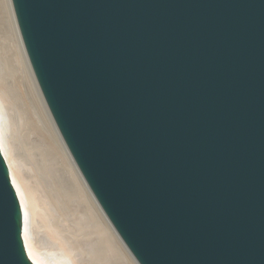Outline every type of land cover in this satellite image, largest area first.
Instances as JSON below:
<instances>
[{"label": "water", "instance_id": "obj_1", "mask_svg": "<svg viewBox=\"0 0 264 264\" xmlns=\"http://www.w3.org/2000/svg\"><path fill=\"white\" fill-rule=\"evenodd\" d=\"M48 109L139 264H264V0H12ZM0 146V264H35Z\"/></svg>", "mask_w": 264, "mask_h": 264}, {"label": "bare ground", "instance_id": "obj_2", "mask_svg": "<svg viewBox=\"0 0 264 264\" xmlns=\"http://www.w3.org/2000/svg\"><path fill=\"white\" fill-rule=\"evenodd\" d=\"M1 4L9 36L0 41V146L23 210V238L29 257L35 264H139L101 209L62 139L31 67L12 0H1ZM19 71L36 99L47 137L32 140L35 132L31 131V118L21 108L23 99L19 91L17 96L10 91V79L14 81ZM14 103L19 105L15 108ZM54 153L69 176V186L56 170ZM74 197L85 212L69 219V200Z\"/></svg>", "mask_w": 264, "mask_h": 264}, {"label": "rangeland", "instance_id": "obj_3", "mask_svg": "<svg viewBox=\"0 0 264 264\" xmlns=\"http://www.w3.org/2000/svg\"><path fill=\"white\" fill-rule=\"evenodd\" d=\"M9 27H8V22H7V19H6V15H5V12H4V8L2 7V4H1V0H0V41L4 40L5 38H8L9 35ZM16 79L14 78V81H12L10 79V82L12 84L11 85V89L10 91L12 92V94L14 95L15 92L17 91V94H18V91H19V98H21V104H23L24 107H21V104H20V107L22 109H25L24 111L29 115V117L31 118V126H32V129L34 130H31L34 134L31 136L32 140L35 139H40L42 136H46V130L44 129L45 128V125H44V120L42 119L43 117H41L42 115L40 114V110H39V107L37 106V102H36V99L34 98L33 94L31 93L30 91V88H29V85L27 83V81L25 80V77L23 76V73L22 71H19V74L15 75ZM15 82V83H13ZM13 85V86H12ZM17 87V89L15 88ZM16 89V90H15ZM14 92V93H13ZM17 94H15L17 96ZM18 101V99H17ZM16 101V102H17ZM16 104L15 108L17 107V105H19V103H14ZM19 107V106H18ZM39 114V115H38ZM36 125V126H35ZM44 126V127H43ZM30 132V131H29ZM47 137V136H46ZM26 139V137H25ZM55 154V153H54ZM52 154L51 157L53 158V160L55 159V162L54 164L56 163V161L58 162L57 164H55V167L56 170L58 169V174L61 178V180L67 184L69 186V176L68 174L65 172V168L63 166L60 160V158L57 159V155L55 154ZM59 157V156H58ZM51 159V158H50ZM56 165H59V166H56ZM70 189V188H69ZM71 190V189H70ZM76 197H74V200H69L71 202V209L67 212V216L69 217V219H73L72 215L73 216H80L82 214H84V209H82V205L80 206L79 204V201L78 200H75ZM77 208L79 209L78 210V213L77 212ZM75 211H74V210Z\"/></svg>", "mask_w": 264, "mask_h": 264}]
</instances>
